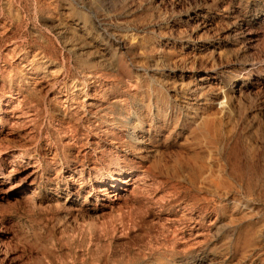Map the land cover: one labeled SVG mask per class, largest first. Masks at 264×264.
<instances>
[{
    "label": "rangeland",
    "instance_id": "374dc122",
    "mask_svg": "<svg viewBox=\"0 0 264 264\" xmlns=\"http://www.w3.org/2000/svg\"><path fill=\"white\" fill-rule=\"evenodd\" d=\"M0 264H264V0H0Z\"/></svg>",
    "mask_w": 264,
    "mask_h": 264
},
{
    "label": "bare ground",
    "instance_id": "6f19581e",
    "mask_svg": "<svg viewBox=\"0 0 264 264\" xmlns=\"http://www.w3.org/2000/svg\"><path fill=\"white\" fill-rule=\"evenodd\" d=\"M39 50H41V49H39ZM41 55V57H43L42 55H43V53L41 52V51H39V53H37V54H35V58L37 57V56H40ZM40 57V58H41ZM37 59V58H36ZM41 60V59H40ZM46 60V59H45ZM38 61H39V59H38ZM42 61V60H41ZM31 62V61H30ZM46 64H49V63H51V61L50 60H48L47 62H45ZM33 64V63H32ZM60 70V69H59ZM38 71V70H37ZM52 72V71H51ZM60 72V71H59ZM39 74V73H38ZM38 74H36V73H34L33 75H34V77L32 78L31 76L29 77L30 79H33V84L36 86V85H38V86H43L44 84H47V86L48 85H50L51 84V82L53 83H55V81L53 80V78L52 79H49V76H46V75H43V76H40V75H38ZM52 75V74H51ZM56 80H57V78H56ZM83 80V79H82ZM27 81V80H26ZM25 81V82H26ZM32 81V80H31ZM17 82V81H16ZM57 82V81H56ZM20 84V83H19ZM21 85V84H20ZM56 85V84H55ZM25 86V85H24ZM54 86V85H53ZM100 86V85H99ZM4 87V86H3ZM23 87V86H22ZM33 88V87H32ZM38 87H35V90L37 89ZM51 88H52V84H51ZM67 88V87H66ZM20 89V88H19ZM50 90V89H49ZM48 90V91H49ZM68 90V89H67ZM82 90V89H81ZM94 90V89H93ZM22 91V89L17 93V97L16 98H14L13 96H12V94H8V97L7 98H9V101L8 102H10V101H12V100H16V102H15V105H9V103H6V105L5 106H12L11 107V109L10 108H7V110H5L6 112H10V113H12V114H17V116H16V118H18V119H20V118H26V116L29 114V112L30 111H27V109L25 108V105H26V102H27V98H26V96H24V94L21 92ZM37 91V90H36ZM71 91V90H70ZM101 92V91H100ZM100 92H92V93H90V92H82V91H79V92H76L75 93V91H73V92H71V93H69L68 91H65V92H59V95L60 94H63V96L62 97H60L59 95H58V97H57V104L59 103V104H61L62 105V107L65 109V110H67L68 111V109L71 111V112H73L74 113V115H76V114H78V111H81V109L82 110H84V117L86 116V115H88V114H91V115H93L94 114V117H95V119H96V121H98L99 120V118L97 117V115H96V113H93L95 110H97L98 109V104H96L95 102L97 101V100H99L98 98H102V96L100 95L101 93ZM46 94H47V92H46ZM51 95V94H50ZM16 96V95H15ZM55 100V99H54ZM103 101V100H102ZM56 102V101H55ZM17 103V104H16ZM29 103V102H28ZM31 107H33L34 108V111L36 112V115H37V112H38V109H37V107H36V105H32ZM33 112V111H32ZM72 114V113H71ZM80 114V113H79ZM30 115V114H29ZM28 115V116H29ZM34 115V114H33ZM96 115V116H95ZM31 117V116H30ZM15 118V119H16ZM94 119V120H95ZM88 120V119H87ZM92 120H93V118H92ZM24 121V120H23ZM82 121V120H81ZM91 123V122H90ZM96 123V122H95ZM89 124V123H88ZM98 124H99V122H98ZM94 125V124H93ZM98 126V125H97ZM96 126V127H97ZM99 126H100V124H99ZM30 127V126H29ZM95 127V126H94ZM115 127V126H114ZM78 130V129H77ZM77 130L75 131V133L77 132ZM93 131V130H92ZM98 133V132H97ZM95 135V134H94ZM131 135V134H130ZM131 137V136H130ZM132 139H136V138H132ZM76 143V142H75ZM76 145V144H75ZM3 147V146H2ZM5 151V150H4ZM5 153V152H4ZM11 154V153H10ZM32 158V157H31ZM38 165V164H37ZM114 181H119L118 179H114ZM109 188L108 187H105L104 186V188H101L100 190H99V193L101 194V195H103V196H108L109 195ZM123 198V195L122 194H120V193H115V199H114V202H116V201H119V200H121Z\"/></svg>",
    "mask_w": 264,
    "mask_h": 264
}]
</instances>
